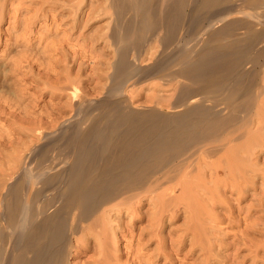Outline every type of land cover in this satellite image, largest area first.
I'll return each mask as SVG.
<instances>
[{
  "label": "bare ground",
  "instance_id": "1",
  "mask_svg": "<svg viewBox=\"0 0 264 264\" xmlns=\"http://www.w3.org/2000/svg\"><path fill=\"white\" fill-rule=\"evenodd\" d=\"M117 1L121 3L123 11H126L125 16L128 9L133 10L135 18L131 15L133 18L126 20L124 30L118 29L113 34L117 57L113 63L111 84L101 100L95 103H78L73 119L56 132L45 135V142L42 141L44 143L36 150L39 156L34 166L28 167V163L22 169L18 167L20 172L16 171L18 175L16 174L15 181L4 189L2 202L0 200L3 204L0 213V264H70L72 250L77 246L73 238L79 227L83 226L82 229L86 232L92 228L95 231L96 223H100L98 220L104 216V212L101 214L100 211L106 205H113L111 203L119 198H135L142 191L152 189L158 173L178 162L181 163L176 166H182L187 157L224 138L233 122L244 111L249 112L254 103V91L258 82L256 66L264 65V0ZM19 6L18 4L17 7ZM116 10L114 9V13ZM233 10L235 15L242 13L247 20L227 18L224 13ZM220 14L225 17L222 18ZM119 20L120 23L121 19ZM218 21L221 22L220 26H215ZM187 23L192 27L190 35L193 40L187 48L182 47L180 50L183 39L181 33H184L181 28ZM112 27L117 26L113 24ZM185 27L184 30L187 29ZM238 30L245 31L241 34ZM27 40L29 41L28 38ZM154 42L161 46V50L155 52L157 55L150 54V64L139 65L137 61H143L148 50L146 47ZM200 44L202 46L196 49ZM26 49L28 48L25 46ZM133 53L135 60L131 58ZM41 57L44 61L43 56ZM18 65L15 64V67ZM73 78L69 81V76L67 77L70 83L76 81ZM150 79H159L171 85V94L154 97V101L167 102L173 111L132 106L126 91L129 87ZM225 109L228 110L227 114L222 113ZM228 135L225 138L230 140V133ZM40 136L39 133L38 138ZM217 149V146L207 147L201 152L214 155ZM230 150L232 153L236 151L231 146ZM19 159L17 158L20 165ZM240 159L243 160L242 157L233 155L229 161L230 167L233 169L237 164L240 165ZM5 174L9 175L7 172ZM125 202L119 204L123 206L125 204L122 203ZM108 216L110 215H106ZM100 233L97 235L101 237ZM79 241L82 242V237Z\"/></svg>",
  "mask_w": 264,
  "mask_h": 264
},
{
  "label": "rangeland",
  "instance_id": "2",
  "mask_svg": "<svg viewBox=\"0 0 264 264\" xmlns=\"http://www.w3.org/2000/svg\"><path fill=\"white\" fill-rule=\"evenodd\" d=\"M49 1L0 0V172L4 174H0L3 181H0V200L6 186L8 188L15 181L18 175L16 171L19 173V168L22 169L28 163V167L34 166L39 156L36 150L45 142V135L56 132L73 119L78 103H95L103 98L111 84L113 63L117 57L113 34L118 29L123 31L126 20L134 16L133 10L128 9L125 16L126 11H123L117 0ZM114 9L117 12L114 13ZM224 14L227 18L247 20L242 13L235 15L234 10ZM123 15L125 17L122 18ZM131 15L133 16L130 17ZM220 16L225 17L223 14ZM220 16L217 18H221ZM219 23L221 24L218 21L215 26H220ZM113 24L117 27H112ZM187 24L184 25L187 29L181 28L184 33H181L183 39L180 50L182 47L187 48L193 40L190 35L192 27ZM244 31L238 30L241 34ZM109 34L113 41L109 42ZM206 40L207 37L204 41ZM154 43L146 47L148 50L143 61H137L139 65L150 64L151 55H157L155 52L161 50V46ZM24 45L28 49L25 50ZM200 46L202 45L195 48ZM131 58H135L134 53ZM15 64L21 66L18 65L17 68ZM256 70L258 82L254 91V103L249 112L244 111L243 116L233 122L234 125L225 132L224 138L201 148L191 158L187 157L182 166L177 167L181 163L178 162L161 171V174L158 173L152 189L142 191L141 196L135 198H119L111 203L115 207L106 205L100 211L101 214L104 212V216L98 220L100 223L97 222L99 227L96 223L95 231L92 228L93 231L88 229L86 232L82 229L83 226L79 227L74 235L77 239L73 238L77 246L72 250L70 264H264V65L256 66ZM70 75L74 77L73 80L76 79L71 82L74 83L72 85L69 82L72 80ZM155 80H145L129 87L126 96L134 107H155L171 112L167 102L154 101V97L171 94V85ZM75 87L78 88L76 91ZM71 103L75 104L74 107ZM222 113L227 114L228 110L225 109ZM228 133L230 140L225 138L226 135L229 136ZM42 141L44 142L41 143ZM213 146L218 148L214 155L201 152ZM230 146L235 147L234 153ZM233 155L242 157L243 160L240 159V165L237 164L232 169L229 161ZM16 157L20 158V165ZM186 189H190L189 194ZM123 201L128 203H122L125 204L122 206L119 202ZM2 210L3 204L0 203V213ZM105 211L111 217H106L108 214ZM98 233L102 234L101 237ZM78 236L80 239L82 237V242Z\"/></svg>",
  "mask_w": 264,
  "mask_h": 264
}]
</instances>
